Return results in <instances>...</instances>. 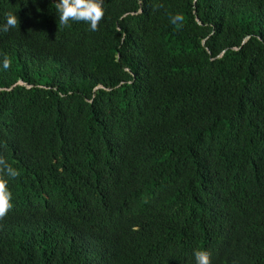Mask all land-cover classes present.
Here are the masks:
<instances>
[{
	"label": "trees",
	"instance_id": "1",
	"mask_svg": "<svg viewBox=\"0 0 264 264\" xmlns=\"http://www.w3.org/2000/svg\"><path fill=\"white\" fill-rule=\"evenodd\" d=\"M57 2L0 0V264H264V0Z\"/></svg>",
	"mask_w": 264,
	"mask_h": 264
},
{
	"label": "clouds",
	"instance_id": "2",
	"mask_svg": "<svg viewBox=\"0 0 264 264\" xmlns=\"http://www.w3.org/2000/svg\"><path fill=\"white\" fill-rule=\"evenodd\" d=\"M55 8L59 14V23L65 27L70 21L85 22L90 25L92 31H97L100 21L104 18L102 0H58ZM182 17L177 14L172 17V23H178ZM19 23L18 17L12 13L7 14L6 23L0 25V31L7 32L15 28ZM4 69L11 66V60L6 55L2 61ZM19 171L0 157V220L6 218L12 210V193L9 191L8 179L17 178ZM246 189V187H245ZM196 264H211V253L207 250H196L194 252Z\"/></svg>",
	"mask_w": 264,
	"mask_h": 264
}]
</instances>
